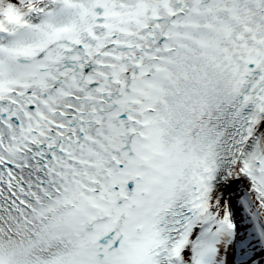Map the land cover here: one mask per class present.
<instances>
[{"label": "snow or ice", "instance_id": "obj_1", "mask_svg": "<svg viewBox=\"0 0 264 264\" xmlns=\"http://www.w3.org/2000/svg\"><path fill=\"white\" fill-rule=\"evenodd\" d=\"M0 264H264V0H0Z\"/></svg>", "mask_w": 264, "mask_h": 264}]
</instances>
